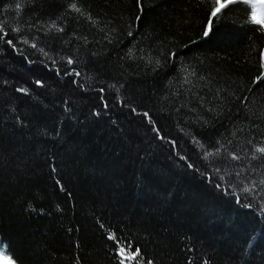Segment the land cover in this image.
Wrapping results in <instances>:
<instances>
[{"label":"trees","instance_id":"16d2710c","mask_svg":"<svg viewBox=\"0 0 264 264\" xmlns=\"http://www.w3.org/2000/svg\"><path fill=\"white\" fill-rule=\"evenodd\" d=\"M216 6L0 0V261L264 264V25Z\"/></svg>","mask_w":264,"mask_h":264},{"label":"snow or ice","instance_id":"6c2138e0","mask_svg":"<svg viewBox=\"0 0 264 264\" xmlns=\"http://www.w3.org/2000/svg\"><path fill=\"white\" fill-rule=\"evenodd\" d=\"M235 3V0H216V8L212 11V16L215 17L218 13L221 12L222 9L226 8L228 5H231ZM73 7L75 8V5H73ZM77 11H79V9H77ZM257 23H260V24H264V20H258ZM208 24V29L205 31L204 35L207 36L209 34V32L211 31V26H212V20H209L207 22ZM62 30V29H61ZM0 36H3V32L0 31ZM9 44H11V40L7 41ZM33 47H36V45H33ZM67 63L69 65L73 64L74 61L72 59H68L67 60ZM76 75H80V73H75ZM40 83V82H38ZM21 91H25L24 89H21ZM101 91H103V89H101ZM107 106V105H105ZM145 116H147L148 114L145 113L144 114ZM257 151H259L260 153H264V148H260L258 149ZM253 187H255L253 185ZM252 189H244V191H251ZM110 239H112V237H109ZM118 258H119V264H125V261L126 260H132V259H135V254L133 255H129V256H126V250L125 248L121 247L119 248V252H118Z\"/></svg>","mask_w":264,"mask_h":264},{"label":"rangeland","instance_id":"374dc122","mask_svg":"<svg viewBox=\"0 0 264 264\" xmlns=\"http://www.w3.org/2000/svg\"><path fill=\"white\" fill-rule=\"evenodd\" d=\"M257 5H256V9L255 12L253 13V18L258 21L259 19L257 18V15L260 14L262 11H264V0H256ZM264 25V24H263ZM0 264H7V263H3L2 261H0Z\"/></svg>","mask_w":264,"mask_h":264},{"label":"bare ground","instance_id":"6f19581e","mask_svg":"<svg viewBox=\"0 0 264 264\" xmlns=\"http://www.w3.org/2000/svg\"><path fill=\"white\" fill-rule=\"evenodd\" d=\"M264 6V5H263ZM257 18L259 20H264V11H262L260 14L257 15Z\"/></svg>","mask_w":264,"mask_h":264}]
</instances>
